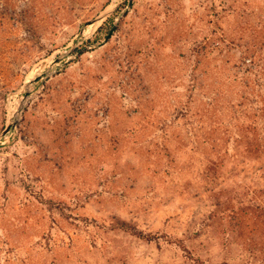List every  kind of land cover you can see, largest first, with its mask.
Here are the masks:
<instances>
[{
  "label": "rangeland",
  "instance_id": "374dc122",
  "mask_svg": "<svg viewBox=\"0 0 264 264\" xmlns=\"http://www.w3.org/2000/svg\"><path fill=\"white\" fill-rule=\"evenodd\" d=\"M128 3L0 0V264H264V0Z\"/></svg>",
  "mask_w": 264,
  "mask_h": 264
},
{
  "label": "water",
  "instance_id": "95a60500",
  "mask_svg": "<svg viewBox=\"0 0 264 264\" xmlns=\"http://www.w3.org/2000/svg\"><path fill=\"white\" fill-rule=\"evenodd\" d=\"M129 3L128 5L131 4L132 0H128ZM120 3H117L115 7H113L112 9H109L105 12H103L102 14L98 15L96 18H94L92 21H90L89 23L85 24L82 27L81 30V34L83 35L85 28L90 25H98L99 23H101L102 21H104L108 16H110L111 14H113L116 9L119 7ZM116 28V25H114L110 31V33L107 35L106 39L104 40L103 44L106 43L110 37L112 36L114 30ZM83 44V39H81V41H76L71 48L66 51L65 53H63L62 55L58 56L55 61L53 62L52 66H55L57 64H59L60 62H62L63 60L67 59L69 60V58L71 56H73L75 53L79 54V52H77V49ZM87 48L82 49V51H86ZM51 74V72H45L43 75H39L37 77H35V79H33V81L30 82V84H35L40 78L41 79H46L49 75ZM29 91L27 90L25 93V97L28 96ZM23 108V104L20 105V107L17 109V114H20ZM17 125V119L16 117H13L11 119H9V121L7 122V124L5 125L4 129L2 130V132L0 133V141L5 138L10 132L11 130Z\"/></svg>",
  "mask_w": 264,
  "mask_h": 264
},
{
  "label": "trees",
  "instance_id": "16d2710c",
  "mask_svg": "<svg viewBox=\"0 0 264 264\" xmlns=\"http://www.w3.org/2000/svg\"><path fill=\"white\" fill-rule=\"evenodd\" d=\"M252 146L256 149L257 153L261 152L262 150L264 151V143H261L257 138L254 139V141L251 142ZM121 228L124 230H130L133 234L138 235L141 238L151 240L150 235H143L139 232L133 231L131 227H128L124 224H121Z\"/></svg>",
  "mask_w": 264,
  "mask_h": 264
}]
</instances>
